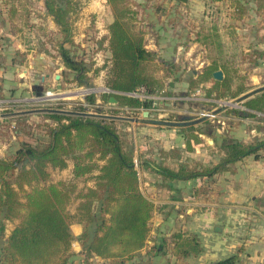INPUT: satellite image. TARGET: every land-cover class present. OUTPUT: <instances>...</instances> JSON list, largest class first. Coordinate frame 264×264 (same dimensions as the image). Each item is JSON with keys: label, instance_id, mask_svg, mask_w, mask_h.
Masks as SVG:
<instances>
[{"label": "trees", "instance_id": "obj_1", "mask_svg": "<svg viewBox=\"0 0 264 264\" xmlns=\"http://www.w3.org/2000/svg\"><path fill=\"white\" fill-rule=\"evenodd\" d=\"M63 0H45L49 15L60 28L62 38L58 47L65 66L84 77L85 62L75 59L66 44H74L69 9ZM113 19L110 22L109 44L112 52L111 68L106 85L112 93H103L102 99L113 96L119 105L118 112L140 115L150 110L153 100L141 99L129 93L145 88L155 94L164 89L165 79L182 73V62L175 59L157 60L155 52L145 44L144 30L137 24L136 4L129 0H108ZM72 7V4H70ZM21 9L11 7L13 13L22 16ZM261 52L260 56L263 57ZM224 72L222 80L213 73ZM202 77L210 85L219 88L229 84L227 67L212 62L204 68ZM239 87L232 97L245 93ZM89 103H95L94 94L88 95ZM244 106L264 112V92L247 99ZM165 105V104H164ZM147 110V111H148ZM244 119L254 113L234 108ZM150 115H151V111ZM55 121L45 131L44 137L24 140L19 148L6 157H0V234L6 231L7 222L18 221L6 243L1 248L0 264H91L99 257L104 264H143L130 262L147 244L151 233V220L155 204L142 191L137 168L135 149L128 145L117 129L123 121L102 118H84L60 113H46ZM204 122H207L206 120ZM192 127V126H191ZM185 137L184 149H161L158 157L141 159L140 166L158 175L161 186L171 189L172 182L196 178L212 179L229 172L234 174L238 162L253 156L258 159L264 152V139L247 143L244 140L220 136V153L216 160L203 162L186 156L201 143L199 133ZM210 149V148H209ZM73 161V179L92 178L93 185L78 189L76 183L51 182V170L66 169ZM76 203L74 215L66 207ZM73 218L74 220H71ZM73 221L83 224L79 237L82 254L73 252L74 236L70 226ZM162 237L153 247L160 253L170 249L177 257H190L202 251L200 239L195 234L176 231ZM76 257V258H74ZM74 258V259H73ZM239 256L232 255L214 264H237Z\"/></svg>", "mask_w": 264, "mask_h": 264}, {"label": "rangeland", "instance_id": "obj_2", "mask_svg": "<svg viewBox=\"0 0 264 264\" xmlns=\"http://www.w3.org/2000/svg\"><path fill=\"white\" fill-rule=\"evenodd\" d=\"M67 1L69 0H63L62 3ZM146 1L152 8L151 15L147 16L152 25L148 31L151 38L167 37L175 40L177 44L184 45L181 47L180 57L190 60L185 64L186 73L182 72L177 76L165 79L164 89L155 94L147 92L153 96L152 99H149L153 100L151 109H146L151 111L149 118L176 121L184 118L198 119L205 114H211L222 104L231 102L243 95L244 93L232 97L233 92L239 87L247 88L245 92L247 93L264 86V55L263 57L260 56L261 52L264 53V0H188L186 3L180 0H129L131 4L136 5L144 4ZM65 4L70 10L68 19L73 27L74 39V44L67 43L66 47L71 50L75 59L85 62L84 77L81 78V73L67 68L63 62L58 47V41L62 38L60 28L53 17L49 15L45 0H0V7L5 8L2 10L5 14L0 15V23L9 16L8 12L11 7L20 8L22 13V16H16L15 12L13 13L14 21H19V24L14 22L12 25L13 31L6 27L4 28L6 30L0 29V52L7 48L9 57L12 58L14 55V62L9 63V65L0 63V67H3L4 64L6 67L13 66L9 70V76H0V115L51 107L143 117L142 113L134 115L122 110L116 114V109L119 107L118 103L104 101L101 96L103 93L115 92L106 85L112 58L109 44V25L113 19V14L111 13L110 17H108L110 13L104 14L102 20L100 17L98 19L97 14L89 11L92 4L91 0H71L72 7L68 3ZM108 5L111 9L109 1ZM141 16L138 11L137 24L143 21ZM98 22L104 23L102 25L106 26L107 34L101 31ZM12 33L13 35H10ZM144 37L146 44V36L144 35ZM1 47L3 48L1 49ZM155 55L157 60H161L156 53ZM210 62H217L227 67L231 79L229 84L214 88L208 79L202 77V72L194 73L195 69L200 67L199 69L203 70ZM182 66L184 69L183 62ZM43 78L45 79L43 80ZM90 83L92 85L89 86ZM40 85H43L42 90L37 88ZM176 86L178 89L174 90ZM47 92H52L55 95L45 100L39 98ZM91 94L97 98L95 103H89L87 100V96ZM160 101L170 103L169 107L160 104ZM172 102L178 103V106L175 107ZM230 108L246 110L254 113L255 116L242 119L233 111L225 112L226 109L224 112L211 115L206 119L207 122H202L203 124L197 123L189 126H163L129 121L116 124L126 143L135 149L136 164L139 170L140 184H143V191L147 195L153 194L148 185L144 184V181H149L158 194L156 197L158 200L168 198L166 189H163L164 187L162 188L160 184V177L154 176L152 173L143 174L140 166L143 157L150 155V158H159L158 152L161 149L166 150L164 148L166 146L161 144V140L156 139L157 134L162 130L175 128L184 135V139L196 134L195 132L202 131V129L206 130L207 133L205 134L208 135L209 139L211 137L218 138L222 133L235 139L243 138L247 143L264 139V112L249 109L243 103ZM45 114L0 116V157H6L15 152L24 140L32 141L44 137L45 131L50 126L55 125V121L46 117ZM229 125L237 128V133H234V135L238 134L236 135L237 138L226 132L225 129ZM217 141L221 143V139ZM141 145L146 147L145 150H142ZM209 145L211 161L216 160L219 151H221L220 145L214 144L213 141L209 142L207 147ZM260 156L258 160L264 168V152H260ZM69 164L73 165V161L69 160ZM86 177L75 180L72 171L67 173L64 169H52L50 178L52 183L59 186L58 183L67 181L68 185L69 183H76L78 189H81L89 186V183L90 185L94 184L92 178ZM205 187V190L200 193V196L205 199H214L217 192H220L216 187L212 189L211 186ZM180 193L181 196L185 195L184 192ZM252 194L255 196L254 200H251ZM187 196H191V194ZM183 197H181L182 200ZM250 202H252L253 208L250 209V213L264 215V190L258 189L250 192L247 195L246 203ZM184 206L181 210L178 208L176 211L180 210L184 215L187 209ZM75 207L76 203L69 205L66 207V212L74 215ZM164 208L168 211L167 206L163 207L162 204L158 206L159 215L156 219L166 212H163ZM234 209L239 210V212L235 211L239 219H234L232 223L224 222L223 224H228L229 227L235 226V232L241 231L240 233H243L246 224H248L247 221L251 218H245L246 211L240 207H230V212L232 213ZM188 211L190 214L195 213L196 208L193 206V210L188 209ZM71 220L74 219L71 218ZM17 223V220L7 222L5 233L0 234V255L2 246L6 243L10 231ZM156 225L157 223H153L154 228ZM155 233L152 234L154 237L157 236ZM74 243L72 250L73 248L76 250L78 247L77 241ZM73 252L77 253L74 250ZM76 264L82 263L77 261Z\"/></svg>", "mask_w": 264, "mask_h": 264}, {"label": "crops", "instance_id": "obj_3", "mask_svg": "<svg viewBox=\"0 0 264 264\" xmlns=\"http://www.w3.org/2000/svg\"><path fill=\"white\" fill-rule=\"evenodd\" d=\"M91 1L92 4L90 5L91 9H89V11L97 14L98 19L100 17L102 20L103 15L108 13H110L108 17L111 16L112 11L108 5L107 0ZM135 7L141 13V18H143V21L139 22L138 25L145 31L146 47L149 50L155 52L160 59H175L177 61H182L184 63V69L182 72L186 73L185 64H187L190 60H185L180 57L182 49L181 47H184V45L177 44L175 40L169 39L167 37L152 39L150 36L151 34L148 33L152 25L149 21L150 18H147V16L151 15V5H149V3L147 4L146 1L144 4L139 3ZM2 10H5V8L0 7V15L5 14L4 12H2ZM9 20L10 18L8 16L6 20L1 21V30L6 27L7 29L13 31L12 25L16 21H14L13 19L10 20V22ZM16 24H19V21L16 22ZM98 24V27L101 28V31L107 34V28L105 29L106 26L104 27V25H102L104 23L98 22ZM10 35H13V33ZM2 48L3 47H1V49ZM13 58L14 55L12 56V58L9 57L7 48H5L4 51L0 52L1 64L6 63V65H9V63L14 62ZM192 60L195 61L196 59ZM203 60L206 61V59ZM210 64L211 62L207 63L206 66ZM6 65L4 64L3 67H0V76H9V70L13 68V66L6 67ZM199 68L200 67L194 70L195 74L200 72L203 73L204 69L201 70ZM175 89H178V87L176 86L174 90ZM160 104H165L168 107L170 105V103L163 101H160ZM172 104L175 107L178 106V103L176 102H172ZM144 111L146 110H142V115ZM143 123L149 124L146 122H142V124ZM200 123L203 124L202 122ZM236 129V127L229 125V127L225 130L226 132L234 135V133H237ZM219 132L222 133L220 130ZM236 135L238 134L234 135L237 138ZM199 136L201 138V143L194 145L195 150L192 152H186V156L208 163L211 161L212 156H210V145L208 147L207 145L212 141L214 144L220 145V141L217 140L220 139V136L224 137L225 134L223 135L222 133L218 138L211 137L210 139L208 138L207 134L199 133ZM156 139L161 140V144H164L166 146L164 147L166 150H171L174 148L184 149L186 147L184 135L175 128L172 130H162L157 134ZM240 140H243V138H241ZM141 148H143L142 150H145L146 147L141 145ZM72 170V164H69L68 167L64 169V171H66L67 173H71ZM141 172L145 175L152 173L144 167H142ZM152 175L156 176V174L154 173H152ZM263 178L264 168L262 167V163L260 162V160L255 159L253 156H250L238 162L237 169L234 174L226 172L217 175L212 179L196 178L191 180H177L172 182L171 189L162 187L163 189H166L168 193L167 199L158 200V198H156L158 194L153 188L151 182L144 181V184L148 185V188L152 190L153 194L151 193L150 195H147L143 191V184H141V189L144 194L155 204L151 226H153V223H157V225L155 226V228L154 226L152 227L150 236L144 249H142L141 252L130 262H144L143 264H214L217 261L237 254L239 256L237 264H264V215L250 213V209H253L251 205L252 202L248 204L246 203L247 195H249L250 192H254V190L258 189L264 190ZM200 186L203 187L200 188ZM205 186H211V189L216 187V189H218V191L220 192H217L216 196H214V199H205L204 197L200 196V193L205 190ZM180 192H184L186 196H181ZM190 194L191 196H187ZM181 197H183L184 199L182 200ZM254 199L255 196L252 194L251 200ZM236 202L242 203L237 204ZM158 203L162 204L163 207L167 206L168 211H166L164 208L163 212H166L163 213V216L156 219V217L159 215L157 210L160 204L158 205ZM182 206L187 207L186 213L184 215L183 212L180 211ZM193 206L196 208V212L190 214L188 209L192 211ZM234 206L240 207L241 209L246 211V214H244L245 218H251V220L247 221L248 224H246V228L245 230H243V233H240L241 231L235 232V226L229 227L228 224H223L224 222L232 223L234 222V219H239V217H237V214L235 213V209L232 213L230 212V207ZM178 208L180 210L176 211V209ZM236 212H239V210L237 209ZM70 229L74 236V241H77L78 243V247H76L77 249L75 250L73 248V250L78 254H82L83 248L79 241V237L84 230V226L79 222L73 221L71 223ZM179 230L188 232L190 234H195L199 237L202 246V251L199 254L190 257L177 258L171 252V243L170 249L166 253H160L157 250H153V247H156L159 244L162 237H168L169 242H172L171 240L173 233ZM154 233L157 235L156 237L152 235ZM74 245L75 243L73 244V246ZM98 263L104 264L105 261L99 257L91 259V264Z\"/></svg>", "mask_w": 264, "mask_h": 264}, {"label": "water", "instance_id": "obj_4", "mask_svg": "<svg viewBox=\"0 0 264 264\" xmlns=\"http://www.w3.org/2000/svg\"><path fill=\"white\" fill-rule=\"evenodd\" d=\"M184 3H186L188 0H180ZM215 79L222 80L224 78V73L222 70H217L213 73ZM59 78V76H57ZM45 78H43L44 80ZM89 86L92 85V83L88 84ZM173 85V83H171ZM37 88L43 89V85L38 86ZM264 92V86L258 87L250 92L244 93L243 95L239 96L238 98L234 99L231 102H226L222 104L221 107L214 110L211 114H205L203 117L198 119H186L183 120H173V119H151L149 118L150 112L144 111L143 117H134V116H126V115H114V114H105V113H97V112H89V111H74V110H67V109H61V108H39V109H32V110H24V111H16L12 113H7L0 116H17V115H24V114H30V113H60V114H67V115H75V116H81L84 118L90 117V118H102V119H110V120H119V121H129V122H137V123H152L157 125H163V126H189L193 124H197L200 122L205 121L208 117L211 115H216L221 113L222 111L230 108V107H236L240 103L245 102L247 99L253 97L255 94ZM45 97V95H42ZM110 103H117V99L115 97H111L109 100Z\"/></svg>", "mask_w": 264, "mask_h": 264}, {"label": "built area", "instance_id": "obj_5", "mask_svg": "<svg viewBox=\"0 0 264 264\" xmlns=\"http://www.w3.org/2000/svg\"><path fill=\"white\" fill-rule=\"evenodd\" d=\"M129 94L131 96L139 97L141 99H152L153 98L152 95H149L147 93V91L145 90V88H140L137 91L131 92ZM53 95H55V94H53L52 92H47V94H45V97L41 96L39 98L45 100V99H48L50 96H53Z\"/></svg>", "mask_w": 264, "mask_h": 264}]
</instances>
